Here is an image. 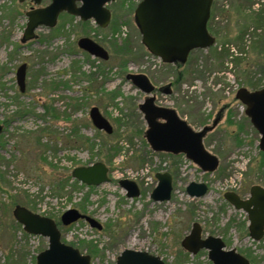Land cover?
<instances>
[{
    "label": "rangeland",
    "instance_id": "374dc122",
    "mask_svg": "<svg viewBox=\"0 0 264 264\" xmlns=\"http://www.w3.org/2000/svg\"><path fill=\"white\" fill-rule=\"evenodd\" d=\"M51 1H0V264H37V255L49 247L47 237L28 233L17 221V204L55 219L62 240L90 255L92 264H116L125 249L160 256L166 264H214L208 249L194 254L182 246L195 223L203 238L219 236L226 250L236 249L249 264H264V237L253 240L246 212L224 197L234 191L247 198L253 185L264 186L261 135L236 97L242 86L253 88L248 83L264 84V67L242 72L257 57L256 35L264 27L249 29L238 41L244 14L264 7V0H214L209 29L216 44L192 51L181 68L162 62L142 43L134 16L141 0L110 2L112 19L105 28L63 12L56 26L42 25L35 38L23 41L27 12ZM81 37L103 45L110 58L84 51ZM23 63L24 91L17 79ZM128 73H144L156 87L174 83L171 92H158L156 102L195 131L211 127L203 143L219 158L214 172H204L183 153L153 149L139 109L152 94L136 87ZM94 107L110 121L112 133L95 126ZM96 162L109 167L110 181L87 185L73 177L74 168ZM166 171L173 175L172 197L154 201L156 173ZM121 179L135 181L140 195L129 197ZM192 181L208 184V193L191 197ZM69 208L103 228L85 220L63 225L60 217Z\"/></svg>",
    "mask_w": 264,
    "mask_h": 264
},
{
    "label": "water",
    "instance_id": "95a60500",
    "mask_svg": "<svg viewBox=\"0 0 264 264\" xmlns=\"http://www.w3.org/2000/svg\"><path fill=\"white\" fill-rule=\"evenodd\" d=\"M1 1V0H0ZM24 1V0H22ZM40 4L42 0H32ZM115 0H52L40 8L27 12L28 22L22 40L28 41L36 37V30L42 25L54 27L62 12L80 17L82 21L94 19L100 27H107L112 12L106 6ZM214 0H141L135 9V21L142 34V43L147 50L164 62L185 63L191 51L207 49L216 43V37L208 29L211 8ZM78 45L91 55L107 60L108 50L89 37H81ZM27 65L22 64L17 70V79L21 90L25 89ZM131 80L141 91L151 94L155 85L144 73H128ZM170 92L169 86L165 89ZM236 97L246 105V115L260 133L259 147L264 151V87L251 90L242 86ZM154 96H148L140 104L146 114L149 127L146 137L156 151L173 154L183 153L196 163L204 172H214L220 164L219 158L207 150L203 138L211 127L195 131L186 120L179 117L172 108L157 106ZM91 118L96 127L112 133L110 121L103 116L97 107L92 108ZM162 118L163 121H158ZM219 117L214 121L218 124ZM4 131L0 124V134ZM73 177L87 185H100L110 181L109 167L104 162H96L89 166L74 168ZM158 184L151 197L154 201L170 200L173 193V175L166 172L156 173ZM121 186L129 197L139 196L138 184L130 179H121ZM209 191L205 182L192 181L187 186L191 197H202ZM224 197L236 209L243 210L249 218V232L253 240L260 241L264 237V186L255 184L251 187L250 196L242 198L234 191H227ZM14 216L25 231L42 235L49 239V247L37 255V264H92L90 255L82 254L79 249L62 240V232L57 221L51 217L36 213L29 208L17 204ZM79 220L87 221L92 227L101 230L103 225L95 218L82 213L77 208H69L61 215V223L69 226ZM182 246L196 254L199 250H209V258L214 264H249L250 261L236 249L226 250V244L219 236L202 237V227L195 223L192 230L182 240ZM116 264H166L157 255L146 251L125 249Z\"/></svg>",
    "mask_w": 264,
    "mask_h": 264
},
{
    "label": "trees",
    "instance_id": "16d2710c",
    "mask_svg": "<svg viewBox=\"0 0 264 264\" xmlns=\"http://www.w3.org/2000/svg\"><path fill=\"white\" fill-rule=\"evenodd\" d=\"M245 1H249V0H245ZM248 3V2H247ZM251 9V8H250ZM246 15V22L245 24L241 27V32L239 34V37H238V41H242L243 42V38L244 36L246 35V32L253 28V29H256V30H260L259 32H261L262 28L264 27V7H260L258 10H254V11H251L250 13H247V14H244ZM213 19L211 18L210 22H209V25H211V21ZM257 33V32H255ZM260 42L258 41V45H256V54H257V57L256 59H254L253 61H248L244 64V68H243V74H248L249 71L251 70V68L253 67H257L258 69L262 70L263 67H264V31H262L261 33H258L256 35ZM260 43V44H259ZM127 46V44H126ZM125 46V48H123V50L126 52V51H130V49H126L127 47ZM226 51V50H224ZM223 51V52H224ZM220 55L222 53H219ZM224 55V54H222ZM181 68V67H179ZM178 81L181 80V74L182 72H178ZM261 82H254V83H248V85L252 86L253 88L252 89H259L261 87L264 86V84H260ZM118 150H116L115 152H117ZM261 155H262V160L261 162L258 164V168L259 169H264V152L262 151L261 152Z\"/></svg>",
    "mask_w": 264,
    "mask_h": 264
},
{
    "label": "flooded vegetation",
    "instance_id": "af4514ba",
    "mask_svg": "<svg viewBox=\"0 0 264 264\" xmlns=\"http://www.w3.org/2000/svg\"><path fill=\"white\" fill-rule=\"evenodd\" d=\"M49 5V4H48ZM24 64V63H23ZM26 64V63H25ZM176 67H181V65L177 62H175V64H174ZM21 66V65H20ZM26 74H27V72H26ZM173 86H174V83L173 82H171L170 83V85H169V90H170V92H171V90H173ZM21 88V87H20ZM163 88V87H162ZM161 87H155V90L151 93L152 95L151 96H154V98H155V100H154V103L157 105V106H161V105H158L157 103L158 102H156L157 101V99H158V97H157V95H158V92L160 91V92H162L161 90H163V91H165V89H166V87H164L163 89H162ZM161 107H164V106H161ZM168 108H170V107H168ZM139 109H140V105H139ZM140 111H142L141 109H140ZM144 115H145V119H146V114L144 113ZM158 121H163V119L162 118H158L157 119ZM146 122H147V126L149 127V123H148V121H147V119H146ZM148 129V128H147ZM209 131V130H208ZM208 131L206 132V134H205V136L207 135V133H208ZM146 132H147V130H146ZM146 132H145V136H146ZM204 136V137H205ZM165 262V261H164Z\"/></svg>",
    "mask_w": 264,
    "mask_h": 264
}]
</instances>
